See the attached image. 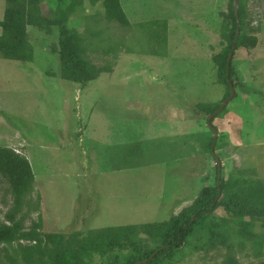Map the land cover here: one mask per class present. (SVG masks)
<instances>
[{"label":"rangeland","instance_id":"obj_1","mask_svg":"<svg viewBox=\"0 0 264 264\" xmlns=\"http://www.w3.org/2000/svg\"><path fill=\"white\" fill-rule=\"evenodd\" d=\"M81 1L66 24L87 40V25L102 31V41L86 53L104 69L94 81L60 78L59 61L50 53L58 42V0H39L51 30L27 28L31 62L0 54V147L26 158L35 178L18 207L0 175V222L11 217L28 229L40 220L42 232L69 238L165 221L218 177L226 180L238 170L254 169L244 176L264 180V0H233L256 45L231 51L234 95L225 100L227 87L214 57L225 47L222 15L229 0H120L129 27L108 22L101 0ZM4 9L0 0V19ZM155 19L166 21V30L153 27L149 21ZM153 30L163 33L166 44ZM197 103L211 111L223 107L209 124L211 117ZM120 167L126 169L108 171ZM210 217L207 227L252 221L253 232L264 234V217L221 207ZM196 239L161 264L264 261V245L263 255L255 257L249 242L208 247ZM12 245H0V264H27L15 252L17 243ZM93 263L101 264L98 255Z\"/></svg>","mask_w":264,"mask_h":264},{"label":"trees","instance_id":"obj_2","mask_svg":"<svg viewBox=\"0 0 264 264\" xmlns=\"http://www.w3.org/2000/svg\"><path fill=\"white\" fill-rule=\"evenodd\" d=\"M38 3L39 0H5V9L0 19V54L5 59L31 62L33 46L27 28L50 32L51 23L42 16ZM81 4V0H58V42L50 53L57 56L62 80L84 85L94 81L104 69L94 67L86 55L92 46L102 41V31H93L87 25L86 33L90 36L87 40L76 28L66 24L75 8ZM101 5L108 22L116 21L122 27L130 26L120 0H101ZM222 16L225 47L214 58L219 65L218 78L227 87L225 100L231 94L229 83L233 76L228 57L233 48H253L256 37L244 30L243 11L234 9L233 0L228 1V12ZM149 22L153 27L157 24L162 31L166 30V21ZM153 31V37L166 44L163 33L161 35L157 30ZM96 38L97 42L94 41ZM196 106L211 116L209 124L214 118L212 115L220 110L218 107L211 111L205 104L197 103ZM211 145L212 142L208 144ZM124 169L120 167V170ZM244 172L255 173L254 169H246L238 170L237 175L226 180L218 177L215 185L201 189L191 203L181 205L177 214L161 222L102 227L87 230V233L67 235L69 238H66L42 232L40 220L24 229L20 223L8 217L10 224L0 222V245L14 248L12 244L16 242L18 251L15 252L27 264H94V255L99 256L101 264H161L183 250L189 238L203 240L208 247L214 244H233V241L242 247L245 242H249L253 255L261 257L264 234L253 232L252 221H237L236 225H231L222 220L219 225L214 223L207 227L210 214L218 207L233 214L264 217V180L244 176ZM0 175L9 182L19 207L23 196L32 190L35 181L28 160L10 148L0 147ZM141 234L146 239L140 238ZM22 241L32 244L25 246ZM197 248V244L193 245V249ZM12 261L16 262V259ZM256 264H264V261Z\"/></svg>","mask_w":264,"mask_h":264},{"label":"crops","instance_id":"obj_3","mask_svg":"<svg viewBox=\"0 0 264 264\" xmlns=\"http://www.w3.org/2000/svg\"><path fill=\"white\" fill-rule=\"evenodd\" d=\"M155 20H158V19H155ZM152 21H154V20H152ZM108 171H110L111 173L113 172V173H117L118 174V172L119 171H122V170H120V169H112V168H110ZM119 173H122V172H119ZM187 203H185V205H186ZM181 205H183V203H181ZM184 206V205H183ZM181 207V206H180Z\"/></svg>","mask_w":264,"mask_h":264},{"label":"water","instance_id":"obj_4","mask_svg":"<svg viewBox=\"0 0 264 264\" xmlns=\"http://www.w3.org/2000/svg\"><path fill=\"white\" fill-rule=\"evenodd\" d=\"M230 59H231V53H230V55H229V57H228V60H227L228 64L230 63ZM233 95H234V92H233V89H232V87H231V94H230L229 98L233 97ZM229 98H228V99H229ZM222 107H223V106H221L220 109H221ZM210 117H211V116H210Z\"/></svg>","mask_w":264,"mask_h":264}]
</instances>
